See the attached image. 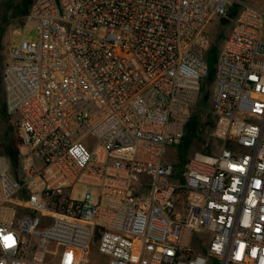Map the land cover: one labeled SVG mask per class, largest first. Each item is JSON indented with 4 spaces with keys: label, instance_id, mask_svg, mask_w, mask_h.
Wrapping results in <instances>:
<instances>
[{
    "label": "built area",
    "instance_id": "2783aa9c",
    "mask_svg": "<svg viewBox=\"0 0 264 264\" xmlns=\"http://www.w3.org/2000/svg\"><path fill=\"white\" fill-rule=\"evenodd\" d=\"M216 18L231 24L209 98L219 150L178 170L167 148L193 118ZM29 22L36 41L10 47L2 76L28 153L0 154V264H81L92 243L107 264H264V10L34 0Z\"/></svg>",
    "mask_w": 264,
    "mask_h": 264
},
{
    "label": "rangeland",
    "instance_id": "374dc122",
    "mask_svg": "<svg viewBox=\"0 0 264 264\" xmlns=\"http://www.w3.org/2000/svg\"><path fill=\"white\" fill-rule=\"evenodd\" d=\"M24 0H0V78L3 76L4 68L8 62L10 47L19 45L22 41H36V22H29L25 26H21L22 22L19 17H16V7L21 5ZM32 1V0H31ZM236 2H245L258 6L264 10V0H234ZM231 29V24L228 20L216 18L207 25V31L212 39V46L208 52L209 62L215 68L216 56L221 49L227 35ZM104 30L99 31V36L104 35ZM210 93L211 81L205 77L201 83V91L195 107L192 109V114L196 120V128L192 129L191 124L186 128V133L182 141L177 145L167 148L166 158L172 161L178 170L181 169L182 157L185 161L194 157L196 154H212L219 149V143L211 138V122L210 114ZM4 103V95L0 89V154H4L5 146L3 142V132L7 124L3 118L2 108ZM6 111V110H5ZM8 123L12 125L17 132V124L15 117H11L7 111ZM19 153L24 158L28 150L19 145ZM87 186L76 183L70 191L69 198L73 201H81ZM95 196V189L93 190ZM63 252V249H62ZM108 257L100 255L97 251V244L92 243L90 248L84 253L81 264H107ZM59 264V261L55 262Z\"/></svg>",
    "mask_w": 264,
    "mask_h": 264
},
{
    "label": "trees",
    "instance_id": "16d2710c",
    "mask_svg": "<svg viewBox=\"0 0 264 264\" xmlns=\"http://www.w3.org/2000/svg\"><path fill=\"white\" fill-rule=\"evenodd\" d=\"M33 1L34 0H32V1L31 0H24L21 5H19L18 7H16V9H15L16 10L15 15H16V17H19L20 18L21 22H22L23 18L29 12L30 6L33 3ZM214 73H215V68L212 67L211 64H210V62H209V75H208V78H209L210 81L213 80ZM0 89L2 90L3 95H4L2 78H0ZM3 107H4V108H2V112L4 113L3 114V118H4L5 123L7 124V127L4 130V132H3V142H4V146H5V148H4L5 149L4 155H6L13 162H15L16 159H17V156L19 154V138H18L17 132L15 131L14 127L7 122L8 121V115L6 114V111H5L6 110L5 97H4ZM190 122H192L191 128L192 129H195L196 128V123H195L196 120H195V117L194 116H193V118H192V120ZM211 126L213 127V120L211 122ZM181 160H182L181 161L182 162L181 169H182L183 166L185 165V162L186 161L183 159V157H182Z\"/></svg>",
    "mask_w": 264,
    "mask_h": 264
}]
</instances>
